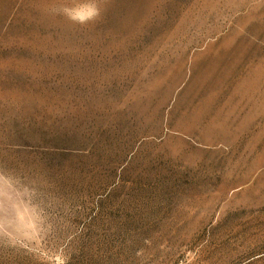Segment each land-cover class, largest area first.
Wrapping results in <instances>:
<instances>
[{
  "label": "rangeland",
  "instance_id": "rangeland-1",
  "mask_svg": "<svg viewBox=\"0 0 264 264\" xmlns=\"http://www.w3.org/2000/svg\"><path fill=\"white\" fill-rule=\"evenodd\" d=\"M242 1L112 0L2 37L24 45L0 52V264H264V148L187 152L214 160L203 187L139 122Z\"/></svg>",
  "mask_w": 264,
  "mask_h": 264
},
{
  "label": "crops",
  "instance_id": "crops-1",
  "mask_svg": "<svg viewBox=\"0 0 264 264\" xmlns=\"http://www.w3.org/2000/svg\"><path fill=\"white\" fill-rule=\"evenodd\" d=\"M111 4L112 0H0V40L24 33L17 29L25 27L29 18L44 17L40 13L87 6L101 13ZM22 45L0 42V52L22 50L15 49ZM77 45L81 48L65 50H83L82 44ZM182 51L165 92L158 94L156 122L151 123L143 102L139 122L141 131L164 148L165 162H180L190 170L191 179L193 167H205L199 184L206 187L207 166L213 158H191L187 152L248 148L247 155L257 156L264 148V0L240 2L230 25Z\"/></svg>",
  "mask_w": 264,
  "mask_h": 264
},
{
  "label": "clouds",
  "instance_id": "clouds-1",
  "mask_svg": "<svg viewBox=\"0 0 264 264\" xmlns=\"http://www.w3.org/2000/svg\"><path fill=\"white\" fill-rule=\"evenodd\" d=\"M65 12L70 19L80 24H85L90 20L96 18L99 14V10L95 6H87L75 9H65Z\"/></svg>",
  "mask_w": 264,
  "mask_h": 264
}]
</instances>
